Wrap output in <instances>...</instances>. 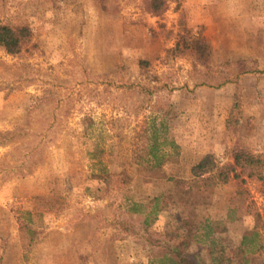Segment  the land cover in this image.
Returning a JSON list of instances; mask_svg holds the SVG:
<instances>
[{
	"label": "rangeland",
	"instance_id": "rangeland-1",
	"mask_svg": "<svg viewBox=\"0 0 264 264\" xmlns=\"http://www.w3.org/2000/svg\"><path fill=\"white\" fill-rule=\"evenodd\" d=\"M148 5L0 0V25L32 32L0 45V264H135L233 235L234 264H264V0Z\"/></svg>",
	"mask_w": 264,
	"mask_h": 264
},
{
	"label": "trees",
	"instance_id": "trees-1",
	"mask_svg": "<svg viewBox=\"0 0 264 264\" xmlns=\"http://www.w3.org/2000/svg\"><path fill=\"white\" fill-rule=\"evenodd\" d=\"M167 0H149L148 9L152 12H159L166 6ZM32 39V32L29 27L21 26V27H13L10 25H0V45L5 48V50L10 54H18L23 48L30 42ZM157 146L152 148L151 154L154 157H158ZM208 157L206 156L199 164L196 165L197 168H202L204 166V161H206ZM160 160V159H159ZM242 161L253 162V155L250 152L239 150L235 154V165H242ZM247 164L243 162V168L246 167ZM224 174V181L228 180V173L222 171ZM186 225V224H185ZM179 235V233H177ZM248 232L243 235V238L239 244L242 248V252L244 247H247L248 244ZM229 242V241H228ZM173 243V244H171ZM157 249L159 252H165L169 255V261L171 264H201L198 260V257L195 253L190 251L191 243L188 240H183L182 242H173L171 240L164 241L163 244H157ZM223 247L226 245L223 244ZM235 257L238 256V252H234ZM222 261V259H219Z\"/></svg>",
	"mask_w": 264,
	"mask_h": 264
},
{
	"label": "crops",
	"instance_id": "crops-1",
	"mask_svg": "<svg viewBox=\"0 0 264 264\" xmlns=\"http://www.w3.org/2000/svg\"><path fill=\"white\" fill-rule=\"evenodd\" d=\"M203 154V151H200L199 154ZM250 228V225L246 223V228L245 230H241L239 232V235H236V241L240 244L242 238H243V235L246 233V231ZM207 234H206V237L212 235L214 237H216V228L214 227L213 229L210 228L208 231H206ZM233 239H234V235L232 238H229V241L226 245V249L223 250V249H217L218 251H216L215 249H210L209 251L207 252H202L200 255H197L196 256L198 257V260L201 264H220L221 261H219V259H225L226 263H229V264H234L232 262V259L235 257V253H234V246L232 247V243L233 242ZM157 244H153L152 247H149L151 249V251L149 250H140V251H137L138 253L135 255V254H132L130 255V259L131 260H135V264H140V259L141 258H144L143 262L145 264H153L155 262H158L160 264H171V262L169 261V255L165 252H159L158 250H155V248L157 247L156 246ZM229 245V249L227 248V246ZM155 250V251H154ZM193 253V251H191Z\"/></svg>",
	"mask_w": 264,
	"mask_h": 264
}]
</instances>
